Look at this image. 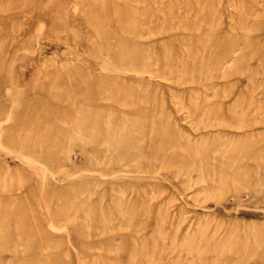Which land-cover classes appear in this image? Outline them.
I'll return each instance as SVG.
<instances>
[{
  "label": "rangeland",
  "instance_id": "obj_1",
  "mask_svg": "<svg viewBox=\"0 0 264 264\" xmlns=\"http://www.w3.org/2000/svg\"><path fill=\"white\" fill-rule=\"evenodd\" d=\"M0 264H264V0H0Z\"/></svg>",
  "mask_w": 264,
  "mask_h": 264
}]
</instances>
